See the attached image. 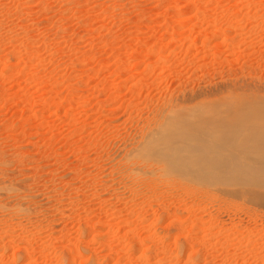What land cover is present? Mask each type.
Here are the masks:
<instances>
[{
	"label": "rangeland",
	"instance_id": "1",
	"mask_svg": "<svg viewBox=\"0 0 264 264\" xmlns=\"http://www.w3.org/2000/svg\"><path fill=\"white\" fill-rule=\"evenodd\" d=\"M259 101L264 0H0V264H264Z\"/></svg>",
	"mask_w": 264,
	"mask_h": 264
},
{
	"label": "bare ground",
	"instance_id": "2",
	"mask_svg": "<svg viewBox=\"0 0 264 264\" xmlns=\"http://www.w3.org/2000/svg\"><path fill=\"white\" fill-rule=\"evenodd\" d=\"M181 109L177 110L179 112ZM188 115L185 113H178L175 116L173 115L171 120H188ZM207 117H202L201 120H264V103L258 102L253 104L248 103H242L237 105V109L233 110H225L222 113L218 114L216 117L211 119H206ZM250 138L247 141H252L253 143L250 144L249 149L252 153L254 152V145H257V142H261L260 140L264 141V136L259 135L257 133L250 134ZM235 137L232 140H229L231 142L230 144L234 147L235 144ZM264 148V145H263Z\"/></svg>",
	"mask_w": 264,
	"mask_h": 264
}]
</instances>
